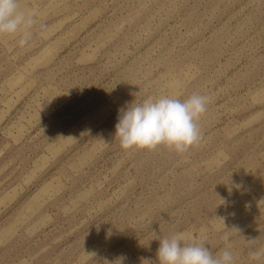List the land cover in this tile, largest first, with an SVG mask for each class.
<instances>
[{
    "label": "rangeland",
    "instance_id": "rangeland-1",
    "mask_svg": "<svg viewBox=\"0 0 264 264\" xmlns=\"http://www.w3.org/2000/svg\"><path fill=\"white\" fill-rule=\"evenodd\" d=\"M21 6L29 44L0 37V264H158L178 231L264 264V0ZM194 92L186 152L115 138L121 107Z\"/></svg>",
    "mask_w": 264,
    "mask_h": 264
},
{
    "label": "clouds",
    "instance_id": "clouds-1",
    "mask_svg": "<svg viewBox=\"0 0 264 264\" xmlns=\"http://www.w3.org/2000/svg\"><path fill=\"white\" fill-rule=\"evenodd\" d=\"M37 16V11L22 7L21 0H0V37H18L20 46L28 45ZM209 102L207 95L195 92L185 99L165 94L148 96L139 103L132 101L118 110L115 138L126 150L164 146L184 153L202 139L197 122ZM224 239L229 240L228 236ZM158 241V264H235L230 243L213 254L202 234L178 231ZM249 257L260 261L264 249L250 250Z\"/></svg>",
    "mask_w": 264,
    "mask_h": 264
}]
</instances>
